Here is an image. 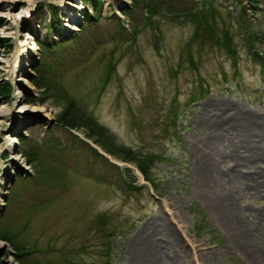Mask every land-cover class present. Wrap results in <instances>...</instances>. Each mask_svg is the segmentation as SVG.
<instances>
[{"label":"rangeland","instance_id":"obj_1","mask_svg":"<svg viewBox=\"0 0 264 264\" xmlns=\"http://www.w3.org/2000/svg\"><path fill=\"white\" fill-rule=\"evenodd\" d=\"M212 1L0 0V264H147L130 245L155 225L174 264H264V156L231 130L202 170L207 107L264 117V0ZM201 14L212 35L192 39ZM83 115L148 162L150 179L87 135ZM219 196L247 243L223 225Z\"/></svg>","mask_w":264,"mask_h":264},{"label":"bare ground","instance_id":"obj_2","mask_svg":"<svg viewBox=\"0 0 264 264\" xmlns=\"http://www.w3.org/2000/svg\"><path fill=\"white\" fill-rule=\"evenodd\" d=\"M32 9L29 10L28 13H31ZM75 28V26H74ZM5 35V34H2ZM32 47V46H31ZM23 50H27L26 48H23ZM17 91L13 94L16 96ZM19 111L24 112V114L27 116H30L33 114V112L41 110L40 107H37L35 105H31L29 108L27 106H20ZM0 114L3 116L5 114V110H0ZM42 115H46L44 112L41 113ZM242 112L238 111L237 109H234L232 107H229L227 105L225 106H216L211 105L210 107H207L202 113V117L204 119H209L211 128L207 134V139H206V148L207 150L204 152V160L203 166L202 164V170L204 171V168L207 169L209 167V163L213 165V163L216 161L215 155L216 153V146L218 143V140L221 139L223 140L225 138V135L230 133L231 130H235L236 133H241V135H244L245 137L242 138L243 142V147L245 150L248 151V156L251 158H259L261 156H264V151L259 150L257 148V144H255V141H261L264 139V117L259 116V115H244ZM22 121V120H21ZM20 121V122H21ZM226 130V131H225ZM12 131H16V128L13 127ZM12 139L14 140L15 138L13 136ZM247 156V157H248ZM11 158H16L19 160L17 165H21L26 167V163H24L20 156L17 154H14ZM10 172V171H9ZM211 175L212 171L210 170ZM259 172H264L263 170L257 171V174ZM205 173V172H204ZM210 174V173H209ZM0 184H4L5 180L2 175H0ZM252 178L251 180L256 184L257 187L262 184V182L258 181L257 178ZM1 193V192H0ZM218 204H217V213L219 212L221 215V218L225 215L228 216L229 221L227 223H223V225L227 228H231L232 226L237 229V241L239 243L246 242L245 239V234L243 233V229L239 231V224L235 220V215H233L231 212V206H230V212L229 210L226 209V212H220L219 207L223 210L224 209V202L227 200V198L219 196L218 197ZM1 203V201H0ZM224 213V215L222 214ZM145 228V227H144ZM142 228L138 232H136L133 236L132 243L130 245V252L133 253V258L136 260L137 256L142 257L145 256L146 263L147 264H159L163 263L165 261V258L169 259V262L172 260L173 264L175 262L174 256L176 255V249L174 246L171 245V242H169V238L166 236V234L163 232V230H158V226L155 225V229H153V232H150L146 226L144 229ZM158 230V231H157ZM245 231V230H244ZM158 233L159 236H154L155 233ZM242 232V233H241ZM247 243V242H246ZM4 244L0 240V245ZM171 248V249H170ZM205 262L209 261L208 257H203ZM255 259V258H253Z\"/></svg>","mask_w":264,"mask_h":264},{"label":"trees","instance_id":"obj_3","mask_svg":"<svg viewBox=\"0 0 264 264\" xmlns=\"http://www.w3.org/2000/svg\"><path fill=\"white\" fill-rule=\"evenodd\" d=\"M250 2V4H252V7H254V5H256V2L257 0H247ZM90 2L92 3V6L95 7L98 3V0H90ZM210 3L212 6H214L213 4V1L210 0ZM236 3H240L239 0L236 1ZM212 6L210 7V9L212 8ZM244 7V6H243ZM125 13V12H124ZM205 15V14H204ZM203 14L200 15L201 18H199L197 21V27H196V30L192 36V39H196L197 36L199 35L201 29L205 28V29H208L210 34L212 35V27H211V22L208 20V15H205L204 16ZM225 35H226V32L223 31L222 33V38L223 40H225ZM40 47H41V52L42 53H45L47 54L49 50H47L48 48V45L46 43H43L41 41H38ZM254 51V50H253ZM36 69V68H35ZM36 73L38 74V76L35 77L34 79V83L36 85H41V84H45L46 86H49V84H47V80L45 79L44 80V77H45V73H43V70L42 69H39L37 68L36 69ZM43 100H41L40 102H42ZM29 103H35L34 100L32 99H28ZM58 120H60V122L68 125V126H75L77 123H79L78 121H76V118L70 114L69 112H66V111H62L59 115V118ZM84 123L85 126H88L89 129H90V134H87L89 135L90 137H95L94 138V141L95 142H100V144L110 153L112 154H115V155H120L122 154L124 160H131V161H135L136 165L141 169L143 175L146 177V179H150L147 175V172H148V166H145L146 162L145 160L141 159L140 157L141 156H138L135 154V152L133 150H131L130 148L126 147V146H123V145H118V144H115L112 142L107 130L103 127V125L95 122V120H93L92 118H90L88 115L85 117L83 115V119L82 121ZM105 142H107V145H105ZM120 153V154H119ZM23 155H25L26 157V161L27 163H31L32 162V158L29 157L28 153H23ZM152 184V188L153 190L156 189V185ZM15 248H17L16 245H14Z\"/></svg>","mask_w":264,"mask_h":264},{"label":"clouds","instance_id":"obj_4","mask_svg":"<svg viewBox=\"0 0 264 264\" xmlns=\"http://www.w3.org/2000/svg\"><path fill=\"white\" fill-rule=\"evenodd\" d=\"M29 2H31V0H29Z\"/></svg>","mask_w":264,"mask_h":264}]
</instances>
